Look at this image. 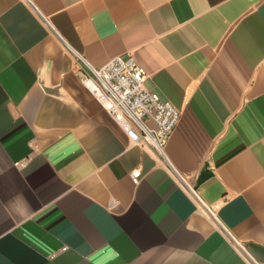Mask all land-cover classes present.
Returning <instances> with one entry per match:
<instances>
[{"label":"crops","instance_id":"1","mask_svg":"<svg viewBox=\"0 0 264 264\" xmlns=\"http://www.w3.org/2000/svg\"><path fill=\"white\" fill-rule=\"evenodd\" d=\"M120 53L166 156L82 82ZM0 264H264V0H0Z\"/></svg>","mask_w":264,"mask_h":264},{"label":"built area","instance_id":"2","mask_svg":"<svg viewBox=\"0 0 264 264\" xmlns=\"http://www.w3.org/2000/svg\"><path fill=\"white\" fill-rule=\"evenodd\" d=\"M81 79L121 126L129 140L166 156V146L182 115L170 100L146 86L147 72L130 53L95 66L80 56ZM141 169L133 171L138 181ZM212 215L214 207L207 206ZM239 242V241H237Z\"/></svg>","mask_w":264,"mask_h":264},{"label":"trees","instance_id":"3","mask_svg":"<svg viewBox=\"0 0 264 264\" xmlns=\"http://www.w3.org/2000/svg\"><path fill=\"white\" fill-rule=\"evenodd\" d=\"M209 176V172L207 170H204L200 176V181L206 179Z\"/></svg>","mask_w":264,"mask_h":264}]
</instances>
